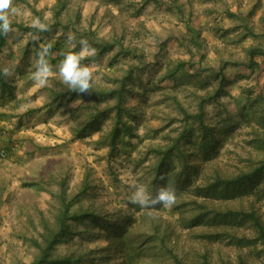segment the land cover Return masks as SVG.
Returning a JSON list of instances; mask_svg holds the SVG:
<instances>
[{
	"label": "rangeland",
	"instance_id": "rangeland-1",
	"mask_svg": "<svg viewBox=\"0 0 264 264\" xmlns=\"http://www.w3.org/2000/svg\"><path fill=\"white\" fill-rule=\"evenodd\" d=\"M61 1L64 6L58 16V0H13L18 10L15 14L9 10L10 22L40 29H9L0 54L4 74V82L0 80V264H31L38 253L34 239L41 240L46 228L55 224L63 180L70 197L86 183L84 205L113 224L131 230L137 225L131 237L148 235L150 222L143 215L157 213L165 225L166 242L187 263L200 264L205 255L214 264H237L240 256L245 264H264V246L254 242L249 222L231 224L237 237L245 235L240 241L221 236L224 230L216 226L192 222L195 213H204L203 202L209 210L239 204L238 197L222 193L204 200L199 187L216 164L235 171L256 159L247 141L253 128L264 130V53L257 51L251 57L249 50L256 44L264 46V38L256 35L234 44L219 36L220 29L211 32V27H218L209 26L211 20L227 25L237 20L222 19L225 15L219 11L200 18L206 8L214 10L213 0L211 6L203 0ZM180 4L183 11L175 9ZM256 19L249 24L263 25ZM101 41L115 42L99 53L94 45ZM70 54L78 57L79 69H88L85 79L95 88L120 85L132 69L125 106L135 116L130 121L133 135L121 133L113 154L108 137L115 125V112L110 110L114 99L82 92L57 99L56 95L75 85L61 75ZM180 59L188 61L186 68L193 76L161 80L169 63ZM45 68L47 75H39ZM223 78L220 95L209 98ZM203 98L205 124L221 137L212 161L205 160L200 150L197 123L188 128L194 131L184 132L183 112H198ZM93 113L104 116L82 132L86 123L91 125ZM124 118L131 120L129 114ZM183 133L180 144L190 154V162L184 163L182 153L175 150L163 171L170 178L167 188L175 194V203L170 207L133 203L141 188L147 197L155 191V148L170 146ZM186 164L188 174L183 169ZM194 164L200 167L195 172ZM160 191L156 187L158 195ZM180 203L184 212L176 209ZM256 208L264 219V198L256 202ZM74 228L80 234L57 245V253L86 250L84 264H123L118 254L108 258L98 251L107 244L104 229L89 220ZM155 258L149 254L134 264H160L152 262Z\"/></svg>",
	"mask_w": 264,
	"mask_h": 264
},
{
	"label": "trees",
	"instance_id": "trees-1",
	"mask_svg": "<svg viewBox=\"0 0 264 264\" xmlns=\"http://www.w3.org/2000/svg\"><path fill=\"white\" fill-rule=\"evenodd\" d=\"M58 2V9L56 10L57 16L60 14V10L64 6V2L61 0H58ZM177 8L181 10L180 6ZM11 28L29 31H36L40 29L37 26L28 27L22 23L16 22L10 23L9 29ZM218 29L221 30L222 28L218 27ZM248 31L253 33L251 28H248ZM7 32L8 31L3 29V21H0V54L2 53L3 46L6 42ZM215 32L217 33L218 30H215ZM226 33L227 31L223 30L222 35L219 36L231 41H241L247 34L244 33L228 38L226 37ZM192 36H195L194 32ZM114 42L110 43V41H101L99 45L94 46L99 50V53H102L108 48L112 47ZM194 44L198 45V41L196 40ZM198 47H200V44ZM257 51L264 53V46L259 44L253 45L249 50L250 56L252 57L253 54L257 53ZM187 63L188 61L183 59H180L174 63H169V66L167 67L161 80L193 76L192 74L188 73L189 70L186 68ZM247 67H250V65H247ZM132 76L133 72L131 69L121 80V83L118 86L96 88L94 86H88L87 88H82L80 84H75L71 87H67L64 91H62L61 95H56L57 99L60 100L66 97H75L79 92H82L84 94L90 95L91 97L97 96L104 100L110 98L115 100L114 105L110 107V110L115 112V125L108 137L110 154L114 153L116 140L121 133L124 135H133L132 131L134 130V127L131 125L130 121L134 120L135 116L132 115V110L125 106V101L129 90L127 88V82L132 79ZM0 77V80L4 82V74L1 71ZM223 80L224 78L220 80V86L214 92L215 94L213 93L209 98H217L220 95L221 90L224 89ZM205 100L206 98H203V100L200 102L198 112H183L185 122L184 132L189 133V131H194L193 129L188 130V128L193 123H197V133L195 134L200 138V150L204 153L205 160L212 161L214 159L212 153L215 151L217 144H219L221 137H219V132H216L210 126L205 124V113L203 110V102ZM98 114L99 113H93L90 116L89 124L91 125H87L86 123L82 127V132L85 130V128L88 129L93 127L100 116H104ZM125 114H129V116H131V120L129 118L125 119ZM181 137L185 138V134L183 133V135L181 134L179 137L175 138L170 146L155 148V152L157 153V164L154 168L155 175L152 182L153 187H155V191L147 197L149 205L152 204L151 201L156 200L159 196L156 193V187H159L161 190L163 189L169 191L167 184L170 182V178L168 177L167 172L165 173L163 171L165 170V167L169 163L170 159L173 158L175 150H178L182 153L184 163L190 162V159L188 158L190 154L187 155L183 151L182 145L180 144ZM247 143L251 150L250 153H256V159L254 162L243 167L238 166L235 171H225L221 166L216 164V166H214L212 169L211 176L206 178L205 185H201V187H199L205 197L204 200H209L211 195L218 196L220 193H222L224 196L226 194H230L231 197H238V199H236L239 201V204L234 206H226L224 210L217 208L209 210L207 205H205V202H203L204 205H201V207L205 208L203 210L204 213H202L201 216L200 214L195 213L192 222L196 225L197 223L195 222L198 221L203 222L202 225H209L210 227L216 226L217 229L224 230L221 236L236 238L238 241L245 239L246 237L245 235L241 238L237 237L235 234L236 228L233 229L231 224L249 222L254 231V242H260L262 246H264V219L256 208V202H259L262 198H264V130L253 128ZM191 168L195 172L194 169L200 167L194 164L191 166ZM183 169L185 174H188L187 164ZM161 176H163V179H161ZM59 185L62 190L58 194L60 205L57 210L55 224L50 228L47 227V223H44V227L47 228L46 231L42 233L41 240L34 239L35 245L38 248V253L34 257L31 264H84L83 260L87 256L86 250L79 251L77 253L72 250H67L66 253L59 254L57 253V245H59L61 242L67 243L73 240L75 235L80 234V231L74 228V224L81 222L83 223L87 220L92 221L93 226L105 230L107 244L106 246L98 249V251L100 253H107L108 258L116 253L121 258H123V264H134L137 261V258H145L149 254H153L156 256V258L152 262L157 260L160 264H166V262H170V264H193L191 262L187 263L184 255H180L176 251L174 245H169L166 242L167 235L165 232L163 233L165 225L162 221V217H160L157 213L151 212L145 213L143 215V219H147L150 222L147 229L149 231L148 235H145L146 233H140V235L131 237V234L137 231L135 230L137 225H134L133 229L131 230L128 229V227L121 226L118 222L113 224L110 219L105 217V215L97 213L93 207L84 205V197L87 194L86 188H88L86 183H84V186L78 191L76 195L72 197H70L66 192L64 180L60 181ZM251 196H253V199L250 198ZM245 200L246 205L244 203ZM76 205L78 207L73 210ZM154 205L159 207L160 203H156ZM183 205L184 203L177 204L176 209L184 212L182 210ZM200 217L201 219L199 220ZM142 235L146 237L140 241ZM210 235L212 236V234ZM210 235L206 236L210 237ZM246 240H249V238ZM241 250L242 249L239 251ZM103 264L109 263L104 261ZM200 264L214 263L204 255ZM223 264L230 263L225 262ZM237 264H245L242 256L239 257Z\"/></svg>",
	"mask_w": 264,
	"mask_h": 264
},
{
	"label": "crops",
	"instance_id": "crops-1",
	"mask_svg": "<svg viewBox=\"0 0 264 264\" xmlns=\"http://www.w3.org/2000/svg\"><path fill=\"white\" fill-rule=\"evenodd\" d=\"M210 1L211 0H203V2L205 3L204 5L205 6L213 5L212 3H210ZM214 1L216 3V5L214 6V10L212 11L211 9H208L205 7L206 9L205 11H202L200 18H203V17L205 18V16L209 17L210 12L216 13V11H219L223 16L225 15V17H222V19L227 20V17L229 18L233 17L237 20H235L232 24H228V25L226 23H223L219 19L214 20L213 23L211 20L208 23L209 26L211 24L212 26L215 24L216 26L222 28V30H219V31L223 33V30H225L227 31L226 35L230 34L231 37H235L236 35L247 33L243 40L233 41L232 43L234 44H240L244 40L248 39L249 37H252V39H255L256 35H258V37L264 38V0H213V2ZM189 2L193 3V0H189ZM181 5L182 4L177 5V7L178 6L181 7L180 8L181 10H179L177 7L175 9L177 11H183ZM218 7H220L221 9H218ZM256 18H258V20H260L263 25L257 26V25L249 24L251 21H254V20L257 21ZM187 22L190 23V20L188 19ZM217 24H220V25H217ZM218 27H211L212 28L211 32L213 29H218ZM247 27L251 28L253 30V33L249 32Z\"/></svg>",
	"mask_w": 264,
	"mask_h": 264
},
{
	"label": "clouds",
	"instance_id": "clouds-1",
	"mask_svg": "<svg viewBox=\"0 0 264 264\" xmlns=\"http://www.w3.org/2000/svg\"><path fill=\"white\" fill-rule=\"evenodd\" d=\"M9 10L12 14H15L18 10L17 7L13 6V0H0V21H3V29L5 31L9 30L10 19H9ZM78 57L75 55H68L66 60L63 62L61 67V75L65 81H71L73 84L77 82L80 83L82 88H87V78L89 76L88 69H79L77 67ZM48 69H43V72L39 75L46 76ZM41 84L44 83L43 80L40 81ZM163 179V176H161ZM176 196L173 192L166 190H161L159 196L156 200L151 201L152 204L162 203L164 207H170L175 203ZM133 203H139L141 206L149 203L147 196L144 193L143 188H141L133 198Z\"/></svg>",
	"mask_w": 264,
	"mask_h": 264
}]
</instances>
